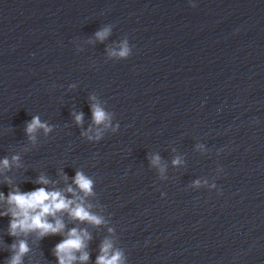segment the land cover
I'll list each match as a JSON object with an SVG mask.
<instances>
[{
    "label": "water",
    "instance_id": "water-1",
    "mask_svg": "<svg viewBox=\"0 0 264 264\" xmlns=\"http://www.w3.org/2000/svg\"><path fill=\"white\" fill-rule=\"evenodd\" d=\"M33 116L50 130L30 139ZM4 158V197L59 191L101 223L64 210L60 233L10 235L0 200V264L21 240L22 264H57L72 228V264L105 241L121 264H264V0H0Z\"/></svg>",
    "mask_w": 264,
    "mask_h": 264
},
{
    "label": "clouds",
    "instance_id": "clouds-1",
    "mask_svg": "<svg viewBox=\"0 0 264 264\" xmlns=\"http://www.w3.org/2000/svg\"><path fill=\"white\" fill-rule=\"evenodd\" d=\"M108 33V29L105 28L102 31L96 32L98 39H103ZM120 57H125L129 54V48L127 44H123L118 53H115ZM92 120L96 125L103 124L107 127L108 114L98 105H91ZM82 113L75 114V120L79 124L82 121ZM43 129L45 133L50 130V127L41 122L38 116H33L32 119L26 123L25 132L29 135L30 139H34L33 134L38 130ZM91 131V129H89ZM99 137V130H97V138ZM92 139V137H89ZM18 156H13L12 160L17 161ZM159 161V157H153L152 163L156 164ZM173 163H179L178 160H173ZM0 165L4 168L9 167L8 158L0 160ZM39 182L47 183L44 177L39 178ZM74 183L85 194L91 192L92 181L86 177L83 173L77 171L74 177ZM68 191L72 189L69 187ZM0 200H4L8 209L2 215H9V234L17 235L19 232L36 231L39 236L43 237L47 234H57L62 232L64 224L61 220L56 219V213L67 210L69 215L74 219L86 220L94 224L101 223V219L82 205L76 204L72 207L73 201L66 199L59 191H47L44 188H37L30 192H21L19 190L10 191L7 197H4L0 193ZM51 216L54 221H49L47 218ZM86 232H78L77 229L72 228L69 230L65 239L61 240L55 245L54 255L57 258V264H72L77 259L75 253L84 248V240L87 238ZM15 252L8 260V264H22V257L28 252L27 243L23 240L18 244L11 246ZM112 245L110 242L105 241L101 246V255L97 257V264H121V253L119 251L109 255V250ZM81 261L88 259L87 253H82L79 256Z\"/></svg>",
    "mask_w": 264,
    "mask_h": 264
}]
</instances>
